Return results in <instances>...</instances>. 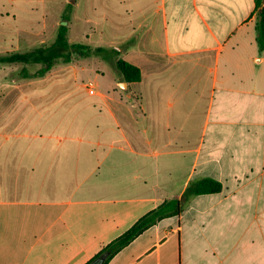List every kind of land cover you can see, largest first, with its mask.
Here are the masks:
<instances>
[{"label":"crops","instance_id":"obj_1","mask_svg":"<svg viewBox=\"0 0 264 264\" xmlns=\"http://www.w3.org/2000/svg\"><path fill=\"white\" fill-rule=\"evenodd\" d=\"M65 3L89 25L83 36L97 35L94 47L118 50L142 77L126 90L114 85L87 95L89 117L79 122L71 107L36 106L41 93L13 89L9 99L1 91L0 264H89L203 178L223 190L190 199L179 216L158 221L108 264H264L256 0ZM22 6L36 10L34 0H0V41ZM37 24L32 39L40 37ZM67 118L84 136H70Z\"/></svg>","mask_w":264,"mask_h":264},{"label":"rangeland","instance_id":"obj_2","mask_svg":"<svg viewBox=\"0 0 264 264\" xmlns=\"http://www.w3.org/2000/svg\"><path fill=\"white\" fill-rule=\"evenodd\" d=\"M29 1L30 0H19V3H26ZM41 1L42 0H34L36 7L34 12L29 11L27 7H20V9H18L19 20L14 23L11 22L3 25L6 31L4 35L7 39H5L6 41H0L2 45V47H0V55L18 51H30L36 47L51 45L55 41L58 27L63 22V14L67 4L65 0H46L49 8L45 9ZM72 17L74 18L73 8L70 13L71 20ZM29 18L31 24L23 22L24 20L28 21ZM71 20L68 23L69 28ZM37 21L41 23L39 25V27L41 26V34L39 39H32L29 36V32L33 27L36 31L38 26ZM84 30L89 31V25L79 23L74 18L72 33L70 35L68 34V39L70 37L71 41L74 43L89 44L93 47L96 46L98 44L97 35H93L88 41L82 34ZM21 31H24L26 34ZM30 33L32 36V31ZM117 59L118 57L115 58L114 61H109L100 56H92L88 58L74 57L73 61L70 63H64L60 60L42 78H24L22 74L24 68L31 74L36 73L40 69V65L25 66L22 64H0V93L2 90L7 91L9 99L15 94V92L12 91L13 89L22 93H28L30 91H32V93L33 91L41 93L39 103H35L36 106L54 105L55 107L57 105L58 108L61 105L63 108L71 107L72 109H68L69 115L71 114L72 118L77 117L76 119L79 122L80 119L89 117V115L85 113L86 106L89 103L87 96L89 93L86 88L89 83H92L96 87V95H101V92H109L114 85L118 89L126 90L125 86L119 87L120 84L118 85L119 80L122 78L117 72L114 64ZM43 91L49 92L47 95H44ZM34 97L37 98L38 96L35 95ZM44 110L45 108H42V111ZM122 120L125 119L122 118ZM78 122L71 118L65 120L64 124H68L67 130L73 129L74 131L73 133H69L70 136L78 138L84 136L82 131L78 130V128H80ZM90 136L91 142H97L98 139H96V137L94 138L93 135Z\"/></svg>","mask_w":264,"mask_h":264},{"label":"trees","instance_id":"obj_3","mask_svg":"<svg viewBox=\"0 0 264 264\" xmlns=\"http://www.w3.org/2000/svg\"><path fill=\"white\" fill-rule=\"evenodd\" d=\"M71 10L72 6L69 4L63 14V22L58 27L56 39L51 45L40 46L27 52H12L0 56V64H22L25 66L40 65L41 67L36 73L31 74L26 68H24L22 74L24 78H42L60 60L64 63H70L73 61L74 57L88 58L92 56H100L105 58V60L114 61L120 54L116 49L92 47L82 43L69 42L68 23L71 20ZM256 11V40L259 51L264 52L263 0H256ZM114 64L124 82L134 83L140 81L142 73L138 66L124 59H117ZM222 190V183L213 178H203L191 182L186 188L182 199L168 200L156 210L142 217L127 232L113 241L108 247L104 248L96 258L108 253V257L104 262V264H108L115 254L129 245L137 236L155 225L158 221L172 216H179L183 212L185 204L190 199L200 195L220 193Z\"/></svg>","mask_w":264,"mask_h":264},{"label":"water","instance_id":"obj_4","mask_svg":"<svg viewBox=\"0 0 264 264\" xmlns=\"http://www.w3.org/2000/svg\"><path fill=\"white\" fill-rule=\"evenodd\" d=\"M125 86L127 88V83L126 82H122L120 83V87ZM108 257V253L103 254L102 256L96 258L95 260H93L91 263L89 264H104L105 260Z\"/></svg>","mask_w":264,"mask_h":264},{"label":"built area","instance_id":"obj_5","mask_svg":"<svg viewBox=\"0 0 264 264\" xmlns=\"http://www.w3.org/2000/svg\"><path fill=\"white\" fill-rule=\"evenodd\" d=\"M86 88H87L88 93H89L91 96H94V95L97 94V93H96V87H95L92 83H89V84L86 86Z\"/></svg>","mask_w":264,"mask_h":264}]
</instances>
